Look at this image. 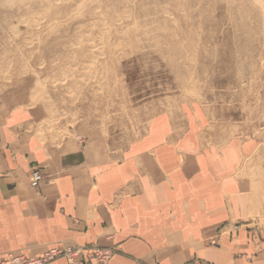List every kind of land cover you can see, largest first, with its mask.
Segmentation results:
<instances>
[{"label": "rangeland", "instance_id": "1", "mask_svg": "<svg viewBox=\"0 0 264 264\" xmlns=\"http://www.w3.org/2000/svg\"><path fill=\"white\" fill-rule=\"evenodd\" d=\"M0 103L68 152L193 119L244 198L208 243L264 246V0H0Z\"/></svg>", "mask_w": 264, "mask_h": 264}, {"label": "crops", "instance_id": "2", "mask_svg": "<svg viewBox=\"0 0 264 264\" xmlns=\"http://www.w3.org/2000/svg\"><path fill=\"white\" fill-rule=\"evenodd\" d=\"M20 121L0 103V257L96 245L113 250L109 264H264L263 243L244 233L208 243L244 198L230 150L200 149L193 119L71 152L24 141Z\"/></svg>", "mask_w": 264, "mask_h": 264}, {"label": "built area", "instance_id": "3", "mask_svg": "<svg viewBox=\"0 0 264 264\" xmlns=\"http://www.w3.org/2000/svg\"><path fill=\"white\" fill-rule=\"evenodd\" d=\"M42 172L33 169L30 174L29 186L37 190L42 181ZM215 245L214 242L211 243ZM114 252L109 248H101L96 245L84 247H72L55 245L48 248L39 257H29L24 254L7 253L0 257V264H51L58 260H64L66 264H109ZM186 264H209L202 261H191Z\"/></svg>", "mask_w": 264, "mask_h": 264}, {"label": "bare ground", "instance_id": "4", "mask_svg": "<svg viewBox=\"0 0 264 264\" xmlns=\"http://www.w3.org/2000/svg\"><path fill=\"white\" fill-rule=\"evenodd\" d=\"M60 89H62V88H60ZM51 92H52V93H57V92H59V87H58V86H54V87H52ZM144 119H148V117H144Z\"/></svg>", "mask_w": 264, "mask_h": 264}]
</instances>
